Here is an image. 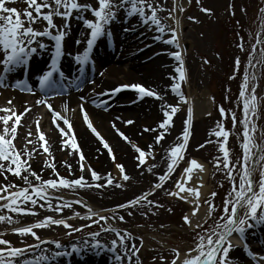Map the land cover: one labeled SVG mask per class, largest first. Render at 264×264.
<instances>
[{"label": "snow or ice", "instance_id": "obj_1", "mask_svg": "<svg viewBox=\"0 0 264 264\" xmlns=\"http://www.w3.org/2000/svg\"><path fill=\"white\" fill-rule=\"evenodd\" d=\"M191 2L192 0H171L169 7L166 0H0V86H11L20 91L34 92L35 89L27 78L13 79V77L18 71L22 73V76H26L30 71L32 59L36 55L47 54L50 59L47 69L36 79L41 90L55 88L65 78V72L62 70L63 59L71 57L80 66V72L84 71L85 65L89 63L94 65V47L102 38L114 43L112 25L117 20L130 22L135 18L136 24L159 33L153 37L155 41L172 45L175 49H182L176 13L184 12L186 5ZM196 2L199 4L200 0ZM17 3H23L24 7L10 6ZM232 7L230 5V8ZM201 10L206 13L211 11L208 8ZM260 11L264 13V8ZM232 14H235L234 9ZM189 19L196 18L190 16ZM169 20L175 21L176 26L169 23ZM74 23L80 26V31L74 41L75 48L69 50L68 40L71 38ZM130 28L134 30L131 23ZM165 33H171V35L165 38ZM237 35L241 41L237 47L243 51L244 38L239 33ZM81 45H83L82 50H80ZM161 53L169 55L176 62L173 72L168 74L171 82L165 87L170 88L181 102L188 105L189 97L182 90V84L188 78L183 51L162 48ZM257 53L259 59L256 58ZM205 62L208 61L205 59ZM241 63L240 57L237 56L230 79L235 78ZM246 65L236 99V105L241 112L240 118H237L236 109L218 105L221 119L217 120L210 130V138L204 144L197 146L199 149L206 144L217 145L219 155L214 157L212 162L215 171L224 174L218 186L223 187L225 181L229 184L219 205L215 202L218 196L217 191L212 190L207 198L203 197L201 191L203 180L200 173L206 171L205 165L197 158L187 155L193 119L191 106L187 107L182 132L174 142L163 148L164 155L161 156V161L165 162L164 170L155 172L154 169L160 167V164L147 163L149 158L155 160L156 152L159 150L156 146L162 147L165 134H170L173 127V117L181 108L179 103H169L165 99L167 92L146 87L141 83H124L98 94L111 98L122 90L130 89L136 92L137 99L152 97L162 101L160 105L162 118L155 127L145 126L143 129L144 132L156 133L152 143L148 144L146 149L131 143L129 137L116 128L113 122V128L125 141L131 143L136 151L137 167L152 174L155 180L148 190L123 203L116 204L112 209L100 210L80 198L77 190L100 189L113 185L123 188L124 184L121 181L127 182L130 176L125 166L117 162L113 149L95 128L83 104L80 105L83 119L115 163L117 175L111 171L102 175L87 164L72 122L60 111L54 109L47 98H41L36 103L44 105L51 112L52 123L61 136V151L69 150L70 155L78 156L80 174H74L73 166L67 160L62 161V166L67 168L68 175L60 173L50 142L46 133L41 130L39 121L36 122L35 133L29 129L23 137V144L18 147L16 143L18 128L24 126L22 118L30 112L31 106L25 107L23 112L18 113L12 100L9 99L7 106L0 107V113H3L0 115V177H3L0 180V223L17 226L0 231V264H57V261L65 257L99 251L111 252L114 264H142L138 254L143 246V238H135L127 229L121 230L109 221L125 222L126 217L121 214V210H127V215L131 216L138 208L146 207L148 211L143 212L142 215L147 216L149 212L155 214V209L163 205L150 197L169 181H172L173 189L167 194L192 206L190 212L184 214L182 219L184 225L194 235L192 244L186 248H170L171 259L167 261V264H240L237 258L230 255L231 250L236 247L231 239L233 234L239 236L246 256L254 264H264V254L250 248L246 235L249 230L264 226V142L256 140L257 132L264 136V130L259 129L256 123L260 106L264 102V96L257 94L258 74L264 76V19H261L260 30L256 33L255 43L251 45ZM257 65H260V68H257ZM249 68L255 71H249ZM54 74H58L60 80L55 79ZM10 79H12L11 84L7 83ZM83 99L84 97H81V100ZM212 99L215 102L214 98ZM225 99L229 97L226 96ZM91 103L100 107L107 101L97 103L94 99ZM229 119L232 123L231 129L226 127ZM124 122L134 123L132 120ZM237 124L241 126L240 132H236ZM233 135L237 137L238 146L241 149V154L235 158L234 148L230 146V137ZM33 136L35 140L29 139ZM41 155H45L46 158L42 162L43 166L37 171L33 168L31 161ZM181 163L185 166L180 171L179 178L173 181V174ZM46 169L51 170L47 178L44 177ZM86 169L90 176L83 174ZM9 175L16 179L10 180ZM69 193L76 198L69 199ZM73 205H79L85 211L81 213L75 210ZM204 205L207 207L201 215ZM39 209L59 215H45L32 222L21 224L20 216L39 217ZM65 209L72 210L70 216L63 215ZM104 212H111V215L102 214ZM73 219H80L87 223L76 226L69 223V220ZM210 220L211 224H209ZM92 225L98 226L96 231L87 232L86 236L77 237L76 241L69 242L67 245L62 244L60 240L42 239L37 231L53 226H63L68 229L67 235H71L74 232H82ZM8 232L19 236L22 246L18 247L11 240L5 239ZM102 233L111 234L114 238L105 242L101 239ZM28 236L36 242L27 243L24 238ZM136 239L140 240L139 245ZM46 245L54 247L49 248ZM155 259L156 257H153V260ZM165 259L163 255L160 256L161 261Z\"/></svg>", "mask_w": 264, "mask_h": 264}, {"label": "rangeland", "instance_id": "obj_2", "mask_svg": "<svg viewBox=\"0 0 264 264\" xmlns=\"http://www.w3.org/2000/svg\"><path fill=\"white\" fill-rule=\"evenodd\" d=\"M166 2L168 4V0ZM262 2L263 0H200L198 4L196 0H192L190 4L186 5L185 11L181 13L182 39L187 46L183 55L186 61L188 77L186 82L182 84V90L186 96L189 95V92H195L197 94L206 91L209 94V101L211 102V112L208 115L203 116L200 114L197 117L193 115L187 155L197 158L207 166L208 178L205 183L208 192L204 198L208 197L210 191L215 190L218 192L215 200L218 205L221 203L225 192L229 188V184L225 181L223 187L218 186L224 174L222 172H216L212 162L213 158L219 155L217 145L215 143L206 144L203 148L199 149L197 146L204 144L210 138V130L215 126L217 120L221 119L218 112V105L222 104L225 108L236 109L237 118H240L241 112L236 105V99L239 93L238 88L242 79L243 70L247 66L246 60L248 59L249 51H251V45L255 43L256 26L258 18L261 16L260 9ZM230 5L233 7L230 8ZM10 6L18 7L17 4ZM22 7H24L23 3H21ZM202 8H208L211 11L210 13H206L201 10ZM233 9L234 15L232 14ZM242 9L244 10L242 11ZM190 16L196 19L191 20L189 19ZM238 33L244 38L243 51L237 47V44L241 42L238 38ZM237 56L240 57L242 63L235 78L230 79L229 77L233 74L234 62ZM256 58H258V53ZM205 59L208 62H205ZM93 67L95 68V65ZM249 71H251V68H249ZM89 81L92 82L91 79ZM257 94L264 96V86L257 91ZM174 96L176 95L174 94ZM226 96L229 99H225ZM176 98L180 101L179 97L176 96ZM212 98H214L215 102H213ZM75 108L73 107V109ZM186 110V107H181L180 111L175 115L170 134H165L162 147L159 145L156 146L159 150L156 152L155 160L148 159L147 163L149 164H160V167L154 169L155 172H162L164 170L165 162L161 161V156L164 155L163 148L168 147L174 142L175 138L182 132L183 121L186 119ZM43 111H47L46 107L44 105L39 106L35 113V119L41 117ZM229 121L230 119L227 120L226 127L231 129L229 127ZM257 125L259 129L264 130V102L261 104V113L258 117ZM239 126L237 124L236 132H239ZM211 138L215 139L214 137ZM256 140L258 142H264V136H261L257 132ZM121 141L130 147V150L135 156L137 155L131 143L123 139ZM237 144V137L235 135L231 136L230 146L234 148V158L240 155L235 149ZM102 149L104 150L103 147ZM103 152L105 161H108L110 164L107 172L111 171L114 175H117L118 173L116 172L117 174H115L114 172V164L107 150L105 149ZM134 163L136 164V168L132 170L125 167L130 179L127 182L121 181L124 184L123 188H117L113 185L100 189H78L79 197L86 200L97 210L112 209L116 204L123 203L133 196L148 190L151 183L155 180V177L146 170L138 168V161L136 159ZM183 167L184 164L181 163L176 173L173 174V181L177 178ZM48 174L49 172L44 174V177L47 178ZM84 175L86 176V174ZM87 176H90L89 172ZM2 179L3 177H0V180ZM9 179L15 180L16 177L14 179L13 176L9 175ZM172 189V181L166 182L164 187L157 190L150 197L163 205L155 209V214L149 212L147 216L142 215L143 212L148 211L146 207L138 208L131 216L127 215V210H121V214H124L126 217L125 222L118 220L109 221L121 230L127 229L133 234V237L143 238V246L138 254L142 264H167V261L171 259L170 248L180 247L184 249L193 242L192 237L194 233L190 232L182 221L183 215L188 212L190 207L175 197L169 196L167 192ZM68 198L75 199L76 197L69 193ZM203 207L206 209L207 206L204 205ZM73 208L81 213L84 212L79 205H73ZM169 209L172 210L169 211ZM71 212L72 210L65 209L63 215L70 216ZM39 213V217L20 216L21 224L32 222L45 215H59L46 211L45 209H39ZM102 214L111 215V212H104ZM69 223L78 226L81 223H87V221L73 219L69 220ZM211 223L212 221L210 220L209 224ZM15 226L17 225L9 226L6 223H0V231ZM97 227V225H92L82 232H74L71 235H67L68 229L63 226H53L49 229H38L37 231L42 239L60 240L62 244L67 245L69 242L76 241L77 237L86 236L87 232L96 231ZM4 238L11 240L18 247L22 246L20 243L21 238L15 234L8 233ZM112 238L114 237L111 234H101V239L105 242H109ZM24 239L29 244L36 242L31 236L25 237ZM136 243L139 245L140 240L136 239ZM112 255L111 253L109 256L110 260ZM161 255L166 257L164 261L160 260ZM153 257H156V259L153 260Z\"/></svg>", "mask_w": 264, "mask_h": 264}, {"label": "bare ground", "instance_id": "obj_3", "mask_svg": "<svg viewBox=\"0 0 264 264\" xmlns=\"http://www.w3.org/2000/svg\"><path fill=\"white\" fill-rule=\"evenodd\" d=\"M168 6H171V0H168ZM162 15H166V13ZM176 16L179 20L178 36L182 49H175L172 45H165L160 41H155L153 37L159 35V33H156L153 29H146L136 24L135 18L130 22L117 20L112 25L114 43H110L102 38L94 47L93 59L96 63L95 70H91L89 66L86 65L85 70L80 73V66L77 65L71 57H65L62 61V70L65 72L64 85H57L55 88L48 89L45 93L41 92L40 94L37 92L38 84L32 80V86L35 89L34 92L25 93L10 89L0 90V107L7 106V101L9 99L12 100V104L18 113L23 112L25 107L31 106L30 112L26 113L22 118L24 126L18 128L17 146L19 147L23 144V137L29 129L35 133L36 122L39 121L41 130L46 133V137L50 142L52 154L56 158L59 171L64 175H68L67 168L62 166V161L67 160L72 164L74 174L78 175L80 173L78 156L76 154L70 155L69 150L61 151V136L58 129H56L52 123L51 112L43 111L42 116L35 119L36 110L41 106L38 105L36 101L41 98H47L44 94H59L58 96L47 99L49 103L53 105L54 109L60 111L62 115L66 116L72 122L76 138L85 154L87 164H90L92 168L102 175L106 173L109 169L108 167H110L109 162L105 161L103 152L105 149H102L103 145L101 141L87 127L83 119L80 110L81 104H83V107L87 110L95 128L109 143L113 152L116 153L117 162L123 164L130 170L136 168V164L134 163L135 155L130 150V147L121 141L123 138L117 133L115 128H113V122H115L116 128L129 137L131 143H136L141 148L146 149L147 145L152 143L156 133L144 132L143 129L145 126L155 127L157 122L162 118L160 109L162 101L152 97H145L142 100L137 99L136 92L130 89H125L117 93L114 99L109 98V96H100L98 94L120 84L141 83L146 87H154L158 91L167 92L168 95L165 99L169 103H179L176 101L177 98L172 94L170 88L165 87L171 82L168 74L173 72L176 62L169 55L161 53L162 48L182 50L183 53L184 50L187 49L182 39L181 13L177 12ZM130 23L134 26V30L130 28ZM169 23L176 26L175 21L169 20ZM79 31L80 26L74 23L71 38L68 40V44L70 45L69 50L75 48L74 41ZM170 35L171 33L164 34L165 38ZM80 48L83 49V45H81ZM46 55L47 54L39 55L38 59L40 58V60L46 62ZM37 62V60H33L31 64L32 77H34L39 70ZM36 64L37 67H35ZM18 76H20L19 71L15 73L13 79ZM89 79H92V82H89ZM11 81L12 79H10V82ZM81 97H84V99L81 100ZM188 97V105H184L183 102L179 104L181 107L186 108L191 106L193 108L194 117L200 114L205 116V114L210 113L211 102L209 101L208 92L203 91L197 94L195 92H189ZM94 99L97 100V103L100 101H107V103L98 107L91 103ZM65 106H67V111H65ZM73 107L76 108L73 109ZM0 115H3V113H0ZM117 117H120V119H117ZM127 120H132L134 123L126 124L124 121ZM29 139L35 140V137H29ZM45 158V155H41L33 159L31 161L33 168L39 171L43 166L42 162ZM113 164L115 168V163L113 162ZM205 168L206 171L200 173V177L203 180V187L201 189L203 197L208 192L205 183L208 178V169L206 165ZM50 171V169H46L44 174ZM114 172L117 174L116 168ZM83 174H86V176L88 175L87 169ZM177 178H179V174ZM184 203L190 207L187 212L189 213L192 206L186 202ZM204 210L202 206L201 215ZM263 229L264 226L259 227V230L263 231ZM251 233L252 232H248L246 234L247 239L249 236H252ZM46 247L52 248L48 245H46ZM105 254L110 255L107 251H99L98 253L85 252L80 256H71L69 262H66V259L62 258L57 261V264H105L106 260H108ZM230 255L237 258L239 262L243 260V257H246L244 251L237 246L231 250Z\"/></svg>", "mask_w": 264, "mask_h": 264}]
</instances>
